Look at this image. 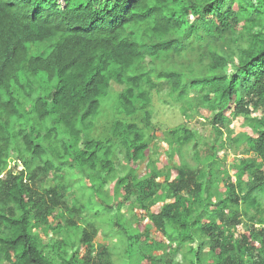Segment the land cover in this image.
<instances>
[{
	"label": "trees",
	"instance_id": "16d2710c",
	"mask_svg": "<svg viewBox=\"0 0 264 264\" xmlns=\"http://www.w3.org/2000/svg\"><path fill=\"white\" fill-rule=\"evenodd\" d=\"M109 93L119 116L91 137ZM159 95L183 134L158 152L191 145L193 163L158 167ZM204 262L264 264V0H0V264Z\"/></svg>",
	"mask_w": 264,
	"mask_h": 264
},
{
	"label": "rangeland",
	"instance_id": "374dc122",
	"mask_svg": "<svg viewBox=\"0 0 264 264\" xmlns=\"http://www.w3.org/2000/svg\"><path fill=\"white\" fill-rule=\"evenodd\" d=\"M166 89L161 90V92H165ZM160 92V94H161ZM164 95V93H163ZM163 95H159L158 97H154L152 99V103L154 104L153 108H152V122L156 123L158 125L157 129H154L153 134L157 137L156 142L152 143L150 146V151L155 155V158L160 160L158 163V167L163 168V169H167V167H175L176 165H181V163L183 162V159L186 160L188 163H193V161L191 160V153L193 151V149L190 146L187 145H181L179 146L178 143L175 144V146L170 149V151L167 150H163V148L167 149L166 144L162 143V147H159V151H162V153L158 152V146L160 145V142H163L165 139H170V140H175V138L180 137L183 134V130L182 127H178V129H176V131L174 130V128H176L178 125H180V122L183 119V115L181 113V108H182V103L180 102H174L173 98H170L169 96H167V100H166V104L164 102V100L160 99L163 97ZM195 102L198 104V99L195 98ZM116 104H117V98L116 95L113 93H109L106 98H103L101 100L100 103V109H99V113L97 116H95L94 118H92L93 120V127L90 131V136L91 137H96V138H105L106 136H108L109 132H110V124L111 122L117 118L119 116V114H117L118 112L116 111ZM200 115L199 118L196 115L195 112H188V115L191 114L192 117L189 118V121L186 122V125H197L198 128H202V133H200V136L198 135V148H200L199 153H204V149H202L203 147H205L208 142H212L211 140L213 139L214 134L212 132L211 129V125L207 124V122L204 120V117H207L209 110L207 109V107L205 105L199 106L198 107ZM198 112V113H199ZM195 119H199L195 120ZM137 120H139V117L137 118ZM195 120V121H194ZM197 122H200V124L198 125ZM196 123V124H195ZM203 125V127L201 126ZM228 125V129L231 130V134L232 136H234L237 133H241V132H250L249 127H248V119L247 120H243L242 118H235L232 122H230L229 124H225ZM225 125L223 126L222 130L223 132H226L225 129ZM101 129V130H99ZM172 130L175 131V133H173L172 135ZM152 129L148 130V133L152 134ZM199 133V130H198ZM175 136V138H174ZM224 137L227 138V136L223 135L222 139L224 140ZM227 142V141H226ZM243 146H241L242 148ZM181 148V149H180ZM172 150L175 152L171 159H169L168 155L169 153H172ZM226 151V152H225ZM225 153H227L224 157V160L222 162L225 163L226 168L230 170V173L232 174L234 169H233V163L235 162V158L233 157V155L231 156L229 152V146H226V150H224ZM160 153V154H159ZM223 151H220L218 153V155L221 157ZM120 157V156H119ZM13 161V157L11 156L10 158ZM122 159V157L120 158ZM147 161V157H145L143 160H141L140 162H144L146 163ZM119 163V167L121 169L122 173H126L128 171V165L127 163L122 159V160H118ZM144 163L143 164H139L137 166L138 169H143L144 167ZM165 165V166H164ZM157 206V204L155 206H153L151 209H154ZM99 209L100 206H99ZM123 213H125L126 217H131V214L126 212V208L123 209ZM101 213H104L103 210H101ZM100 218H104V214L100 215ZM129 224L131 223V225H135V222L133 220H128ZM245 221V220H244ZM106 224L101 226V229L103 231L108 230L109 232V237L106 238L104 241L105 244L107 245H111L110 248L112 250V252L114 253V257L116 260V256L119 254L120 249L119 247V230L120 228H117L115 226H108ZM147 224V223H146ZM245 224V222H244ZM101 231L100 235H104V232ZM105 234H107L105 232ZM154 236H156L155 234H152V237L154 238ZM112 240V241H110ZM94 242L100 243L101 239L100 236H98L97 238L94 239ZM119 242V243H118ZM113 247V248H112ZM185 250V249H184ZM119 256V255H118ZM113 257V258H114ZM167 260H169L171 257L166 255L165 256ZM180 260V255L178 256ZM176 261V260H175ZM207 262H204L203 264H205Z\"/></svg>",
	"mask_w": 264,
	"mask_h": 264
},
{
	"label": "clouds",
	"instance_id": "9594fccd",
	"mask_svg": "<svg viewBox=\"0 0 264 264\" xmlns=\"http://www.w3.org/2000/svg\"><path fill=\"white\" fill-rule=\"evenodd\" d=\"M154 97H155V96H154ZM154 97H153V98H154ZM156 97H157V96H156ZM189 115L191 116V114H189ZM191 117H192V116H191ZM10 156H12V154H11ZM147 158H148V157H147ZM13 160H14V158H13Z\"/></svg>",
	"mask_w": 264,
	"mask_h": 264
}]
</instances>
